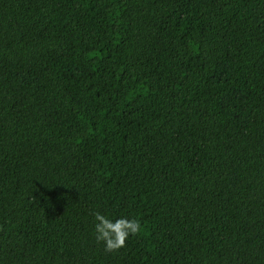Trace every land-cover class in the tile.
Instances as JSON below:
<instances>
[{"label": "trees", "instance_id": "trees-1", "mask_svg": "<svg viewBox=\"0 0 264 264\" xmlns=\"http://www.w3.org/2000/svg\"><path fill=\"white\" fill-rule=\"evenodd\" d=\"M0 264H264V0H0Z\"/></svg>", "mask_w": 264, "mask_h": 264}, {"label": "clouds", "instance_id": "clouds-1", "mask_svg": "<svg viewBox=\"0 0 264 264\" xmlns=\"http://www.w3.org/2000/svg\"><path fill=\"white\" fill-rule=\"evenodd\" d=\"M93 231L97 242H102L104 250L111 252L122 248L126 240L140 231V222L128 216L109 217L98 211L92 213Z\"/></svg>", "mask_w": 264, "mask_h": 264}]
</instances>
